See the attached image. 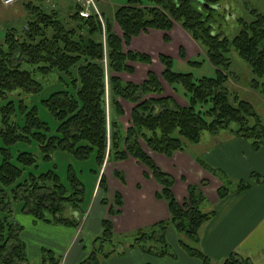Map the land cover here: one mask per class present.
Returning <instances> with one entry per match:
<instances>
[{"label": "trees", "instance_id": "1", "mask_svg": "<svg viewBox=\"0 0 264 264\" xmlns=\"http://www.w3.org/2000/svg\"><path fill=\"white\" fill-rule=\"evenodd\" d=\"M215 2L217 0H127L114 11L111 18L104 16L103 12L82 17L79 15L82 6L76 4L68 21L42 13L22 27L24 39L20 40L12 34L6 36V49L4 44H0V97L16 89L28 94L42 90L33 72L21 67L22 62L35 65L36 71L43 75L57 71L61 74L59 81L65 87L52 92L42 101L43 107L58 124L53 131L40 119L35 106L29 108L22 101L18 111L19 122H8L6 115L3 116L0 125V264L27 263L26 247L21 238L22 228L14 224L12 209L6 205L5 194L10 193L13 201L17 197V190L26 187L27 196L22 198L21 212L35 220L78 225L76 220L61 216L62 203L65 202L83 212L85 188L73 167L67 168L66 184L57 174L56 164L53 169L40 174L35 171L41 162H53L58 152L67 153L80 161H86L94 154L97 169L91 172L95 175L100 174L103 164L128 157L143 164L161 186L156 197L166 201L170 218L138 232L131 247L140 245L144 239L154 238L158 234L156 229H159L156 241H161L163 248L159 252H153L151 246L142 248L160 256L168 255L165 229L171 225L183 236L178 242L189 256L198 258L202 264H214L196 247L198 230L210 220L214 211L202 209L205 198L192 185L188 186V195L179 204L172 191L173 177L155 164L140 142L143 141L149 150L170 157L175 151L184 150L185 141L197 143L204 132L216 134L227 129L250 140L256 150L264 147V124L260 115L248 101L238 100L233 104L229 100L221 70L228 62L225 53L231 44L249 64L252 80H261L263 84L264 15L258 14L252 22L244 24L231 41L226 38L220 40L218 35L211 32L212 26L209 24L212 13L219 10ZM171 19L207 47L206 59L216 68V76L196 78L192 73L174 71L172 59L159 55L163 66L162 78L174 91L182 89L187 99L186 106H180L171 97L162 95L163 86L152 71L147 72L141 84L123 81L115 75L133 72L128 61L151 64L148 54L128 49L130 42L148 29L165 32L164 41H168ZM113 23L119 27L121 35L113 30ZM179 56L185 58L182 47L179 48ZM104 58L108 65L107 72L103 65ZM187 62L199 64L193 60ZM107 73L110 74L108 80ZM262 90L264 92V88ZM153 94L157 97H152ZM120 99L134 104L130 112L131 125L125 132L117 121L118 117L124 115ZM105 103L110 108L109 121ZM14 106L13 101H9L5 113L15 115ZM231 123H235L236 127H231ZM17 144H33L37 151L19 150L12 154L10 149ZM114 174L124 181L118 171L115 170ZM21 178L23 181L19 182ZM251 179L258 181L255 174ZM249 186V182L241 181L235 191L240 192ZM98 187L103 194L101 203L108 206L109 214L119 213L114 207L122 206V198L116 193L112 201L114 206L109 205L106 179L102 174ZM228 193L229 188L224 185L217 190L219 199ZM102 227L101 234L93 241V244L98 242L100 246H93L88 257L79 264H99L101 258L114 253L115 249L109 252L104 250V243L114 240L112 225L108 220H103ZM43 253L44 262L60 264L52 252L43 250ZM221 264L251 263L232 253Z\"/></svg>", "mask_w": 264, "mask_h": 264}, {"label": "crops", "instance_id": "2", "mask_svg": "<svg viewBox=\"0 0 264 264\" xmlns=\"http://www.w3.org/2000/svg\"><path fill=\"white\" fill-rule=\"evenodd\" d=\"M64 1L50 2H56L59 8ZM40 2H49V0H40ZM3 9L10 10L4 7ZM60 17L63 16L60 15ZM15 18L19 19V14ZM0 19L2 21V17ZM172 31L173 28L167 32L168 41H164L166 33L157 29H148L133 37L130 49L148 54L152 62L151 64L131 62L134 63L132 73L120 72L115 75L120 77L121 74H127L135 78L137 71L140 68V72L143 71L142 68L146 66L148 70L144 71L145 78L140 81L139 79L126 81L141 84L146 79L148 71L154 72L159 80L162 78V64L159 61L160 68H155L154 64L155 59L159 60L161 54L170 58L174 55L180 61L187 62L179 56V48L185 49V46L174 34H171ZM173 42L174 48L171 45ZM185 53L187 54L186 51ZM120 79L123 80L121 77ZM122 102L127 103L120 99V104ZM207 134V136L203 134L199 142L195 143L199 145L202 141L205 142L200 154L182 150L175 151L168 157L151 150L146 152L164 173L173 177L172 191L177 202L181 203L185 200L189 185L199 184L202 180L201 189L206 198L202 206L206 207L204 211L213 210L214 214L199 228L196 247L208 256L212 263L221 264L230 254L235 253L251 264H264V147L256 150L252 147L250 140L229 130ZM109 163H113V167L108 177L102 170L105 164L100 170V174L106 179V196L109 205H113L114 195L119 194L122 198V206L114 207L115 210H119V213L109 214L108 206L101 203L103 194L99 190L98 179L94 190L96 193L94 204L87 215L88 218L91 211L94 213L93 226L89 228L93 240L101 234L103 220L111 223L115 239L137 234L150 226L169 220L170 213L166 201L156 197L161 186L143 164L132 157ZM115 170L119 172L123 182L115 176ZM252 174L256 175L258 181L251 179ZM223 179H228L235 185L232 189L229 188V193L224 198L219 199L217 190L223 185ZM241 181L249 182L250 186L237 192L236 186ZM202 182L205 183L202 184ZM86 212L87 210L85 211L83 207L82 216ZM62 227L67 225L35 220L33 217L29 220L28 229L23 228L21 231V238L26 247V264H49L43 260V250H48L54 255L58 253L60 264H79L88 257L93 244L92 241L85 243L84 238L87 233L83 238L73 230ZM176 234L171 225L166 226L165 238L166 235L168 238L171 235L170 238L175 239ZM132 244L133 242H129L125 245L120 244L117 248L114 247V253L107 258H101L99 264H180L171 261L167 256L155 253L153 255L156 256H153L152 252H146L140 245L131 247ZM165 257L166 259L162 260ZM181 264L200 263L193 262L186 256Z\"/></svg>", "mask_w": 264, "mask_h": 264}, {"label": "rangeland", "instance_id": "3", "mask_svg": "<svg viewBox=\"0 0 264 264\" xmlns=\"http://www.w3.org/2000/svg\"><path fill=\"white\" fill-rule=\"evenodd\" d=\"M34 2H17L11 6H3L4 8H8L10 10L5 11L3 7L0 4V17H2V21L0 19V44H4V48L6 49V45L4 43L6 36H10L9 34L15 35L16 38L24 39L22 34V27L27 25L29 21H33V19L38 15L42 13H48L53 15L54 17H58L61 19L60 15L63 16L65 20L68 21V16L70 13L73 12V9L75 8L76 4L81 5V2H84V0H65L64 2H61L60 7H57L56 2H50L52 0H49V2H40V0H33ZM95 3V9L91 6L89 9L91 10V13H95L96 10L98 13H104V16H107L111 18L114 14V11L121 5L125 4L127 0H93ZM26 3V4H25ZM56 3V4H55ZM59 3V2H58ZM208 3V2H206ZM216 5H219V10L212 13V18H210L209 24L212 26V33L215 35H218L220 40H223L226 38L228 41H231L235 36L239 34L242 27L246 23L252 22L258 14L264 15V0H217L215 2ZM34 4V5H32ZM40 6V11L38 10L37 6ZM82 6V5H81ZM57 7V8H55ZM83 8V6H82ZM85 8V6H84ZM207 11L206 9H204ZM59 12V13H58ZM20 16L19 19H16L15 16ZM60 14V15H59ZM103 16V17H104ZM10 18V19H8ZM7 21V22H6ZM172 22V28L173 31L171 34H174V36L180 40V43L185 46V58L184 61L193 60L196 62H199V64L195 63H188V62H182L179 60V58H176L174 55L171 56V59L173 61V70L177 72L182 73H192L194 77L200 78L202 76L207 77H214L216 76V68L212 66L206 59V52L207 47L201 42L196 41L193 39L192 35L184 30L180 23H177L176 21ZM3 24V26H2ZM171 28V29H172ZM113 30L117 32L119 35H121V30L119 27L113 23ZM210 33V32H209ZM103 39V38H102ZM171 45L174 48V42L171 43ZM183 48V47H182ZM130 49V47L128 48ZM227 52L226 58H227V64L223 67L222 74L225 76L224 81V87L228 93L229 100L234 104L238 102V100H244L248 101L254 108V110L260 115L262 122L264 124V82L263 84L261 80L258 82L253 81V75L251 72V68L249 64L238 54V52L235 50V48L230 44L228 48L226 49ZM130 66L134 65V63H131V61L127 62ZM155 68L161 67V64L159 63V60L155 59L154 61ZM103 65L105 67L106 72L107 69V61L106 58L103 59ZM21 67L31 70L33 72L34 78L40 82L42 85V90L36 94H28L26 92H23L19 89L8 91L5 93L3 97H0V125H2V119L3 116L6 115L7 121L14 122V120H17L18 122L21 120L19 118V105L20 101H22L25 105H27L29 108L32 106H35L38 109V115L40 119L44 122H46L49 126V128L53 131L55 127L58 125L56 121L50 116L48 111L43 107V100L46 99L52 92L63 89L65 87L64 84H62L59 81V74L57 71L53 72L49 75H43L36 71V66L22 62ZM137 67V66H136ZM143 71L140 72L141 68L137 71L135 74V78L130 77L127 74H121L120 77L123 79V81H129L130 79H135L139 81L142 78H145V72L148 70V67H143ZM145 71V72H144ZM75 74V73H74ZM141 74V75H140ZM109 73L106 74V80L109 78ZM138 76V77H137ZM119 77V78H120ZM159 80V79H158ZM161 85L163 87V96H169L173 100H175L180 106H186L187 105V99L186 96L183 95V91H174L172 87H170L163 78H160L159 80ZM148 97V96H147ZM152 97H157V95H152ZM9 101H13L14 106V114H10L9 112L5 113L6 107L9 103ZM126 101V100H125ZM122 102L124 115L117 118L118 123L120 124L122 130L125 132L128 127L131 125V115H130V109L133 107L134 104H132L129 101ZM108 103V102H107ZM105 103L106 112H107V121H109L108 117V104ZM210 106V105H207ZM110 109V108H109ZM8 114V115H7ZM109 123V122H108ZM107 123V124H108ZM231 127H236L235 123H231ZM227 130V129H224ZM208 133V132H207ZM206 132H204V136H207ZM202 134V135H203ZM204 140V139H203ZM34 144V143H33ZM26 145V144H17L13 147H11V153L16 154V152L20 151H29V152H36V147L34 145ZM141 147L146 151L149 149L146 147L143 141L140 142ZM205 142H201L199 145H196L195 143H191L188 141H185V148L184 151L190 152V153H198L200 154L202 149L204 148ZM200 162V161H199ZM56 164L57 167V174L61 178L62 182L64 184L67 183L66 180V173L68 166H72L75 173L77 174L78 179L81 181L85 188L84 193V202L83 207L85 211L87 212L83 214L81 211H76L74 207H72L71 204L68 202L62 203L63 209L61 211V216L65 218H69L71 220H76L78 222V225L75 226H67L62 227L66 228L68 230H73L74 232L78 233L77 235L79 237H83L85 233H87L86 238H84L85 243H89L93 239L91 237V230L89 228H92L93 226V220H94V213L91 211L90 215L87 218L88 211L90 207L94 204L95 200V194L94 190L97 185V181L99 179L100 174L95 175L92 170L97 169V163L95 159V155H91L88 160L86 161H80L76 158H73L67 153H61L58 152L55 154V159L51 163H44L41 162L38 164L37 170L35 169L37 174H40L42 172H46L49 169H53V165ZM113 167V163H105L104 167L102 168L105 175L108 177L111 173V169ZM25 176V175H24ZM19 182L23 181V178H21ZM114 180V179H113ZM202 181V180H201ZM201 181L199 184H191L192 186H196L198 188V191H200L205 198L202 189H201ZM223 185L227 188L232 189L234 187V182H231L228 179L222 180ZM205 182H202L204 184ZM232 183V185H231ZM26 187H21L17 191V197L13 198L14 200L11 201V194H5V201L7 202V207H10L12 209V220L14 224H18L22 229L27 230L29 227V220L32 218L31 215L25 214L20 211V209L23 206L22 198L26 197L27 193L25 192ZM208 198V196H207ZM206 198L204 199V201ZM203 201V202H204ZM181 204L180 202H178ZM203 205V204H202ZM207 205V204H206ZM26 206V205H25ZM26 208V207H25ZM203 210H206L205 206H202ZM13 214V215H12ZM59 214V213H58ZM48 217H51L52 215L46 214ZM66 226V225H63ZM156 232L159 234L160 230L156 229ZM158 234L154 235V238L152 239H144L143 242L140 243V247H148L151 246L153 252L154 251H160L163 247L161 241H156ZM177 238H170L171 235L168 238V235H166V240L168 244L169 254L166 255L169 257L173 262L180 263L182 262V259L184 257L190 258L193 262H199L201 261L197 259L196 257L189 256L184 248L179 244L178 240L179 237L183 239L182 235L179 236V234H176ZM138 237V234H131L127 235L126 237H117L114 238L113 242H105L104 243V250L105 251H111L114 247L117 248L120 246V244L125 245L126 243L134 242L135 238ZM175 242V243H174ZM120 243V244H119ZM94 247H99L100 244L96 242L93 244ZM92 246V248H93ZM145 250V249H144ZM154 253H152L153 255ZM156 256V255H153ZM56 258H60L58 253L55 255ZM163 258L162 260H165ZM165 263V262H164Z\"/></svg>", "mask_w": 264, "mask_h": 264}, {"label": "built area", "instance_id": "4", "mask_svg": "<svg viewBox=\"0 0 264 264\" xmlns=\"http://www.w3.org/2000/svg\"><path fill=\"white\" fill-rule=\"evenodd\" d=\"M21 0H0L1 5L7 7V6H11L17 2H19ZM81 5L83 6V8L80 10L79 15L82 17H88L91 13V10L89 9V7L91 6L92 8L95 7V3L93 2V0H84V2H81ZM85 6V8H84ZM96 13H98V11L96 10Z\"/></svg>", "mask_w": 264, "mask_h": 264}]
</instances>
